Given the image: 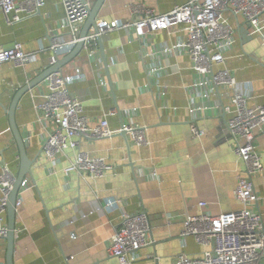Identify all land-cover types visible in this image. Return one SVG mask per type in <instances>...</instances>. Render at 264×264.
<instances>
[{
	"label": "crops",
	"instance_id": "obj_1",
	"mask_svg": "<svg viewBox=\"0 0 264 264\" xmlns=\"http://www.w3.org/2000/svg\"><path fill=\"white\" fill-rule=\"evenodd\" d=\"M186 1L105 0L96 19L122 24L136 17L132 12L135 6L163 13ZM94 2L90 0V5ZM224 15L234 27L245 24L229 10ZM63 20L60 0H44L37 14L11 25L0 14V48L20 42L24 52L32 54L22 67L12 63L0 67V161L14 174L18 152L4 108L20 85L48 65L51 40L70 38ZM246 27L253 39L241 44L236 32L238 42L225 54L224 66L250 90L253 97L247 103L254 107L264 104V43L260 38L264 36V14L259 30ZM183 36L179 28L171 33H146L140 39L131 29L107 31L101 37L107 70L99 53L100 60L93 61L83 50L62 67L68 89L80 98L81 113L89 124L107 115L111 129H119L122 123L144 128L146 145H136L129 134L126 138L115 133L80 139V150L113 165V171L101 178L75 172L65 175L63 168L74 155L71 150L52 162L43 155L34 110L46 92L42 82L20 99L15 121L33 164L25 177L28 188L20 194L21 204L16 208L13 264H118L107 254L106 241L118 225L120 211L139 210L147 215L152 241L137 252L133 264H170L179 254L198 256L204 249L193 238L179 235L183 218L202 210L199 201L206 202L203 210L212 215L241 207L234 190L236 176L243 174L244 167L233 152L225 125L230 91L218 88L209 97L213 109L189 114V103L202 101L196 88L191 92L185 88L198 79L188 54L155 53ZM152 66L161 68L151 74ZM76 70L81 78L75 75ZM160 90L163 96H159ZM191 127L204 130V135L196 138ZM254 136L263 166L262 172L252 177L258 196L254 208L264 226V127L256 129ZM107 200L118 202L108 207ZM5 252L6 241L0 239V264H5Z\"/></svg>",
	"mask_w": 264,
	"mask_h": 264
},
{
	"label": "built area",
	"instance_id": "obj_2",
	"mask_svg": "<svg viewBox=\"0 0 264 264\" xmlns=\"http://www.w3.org/2000/svg\"><path fill=\"white\" fill-rule=\"evenodd\" d=\"M64 9L62 26L70 34L68 40H51L48 50V64L69 52L82 40V50L89 60H100L97 38L111 30L131 29L135 38H143L146 33L179 28L184 36L171 46H160L155 53L170 54L186 51L190 58V68L198 79L186 86L190 92L198 90L202 103L188 105V113L197 115L214 108L209 100L218 88L230 91L229 104L224 108L228 114L226 129L230 136L233 152L243 164L244 172L236 176L234 195L241 204L237 210L212 215L203 210L206 202L199 201L202 210L187 214L182 221L180 237H191L204 249L198 256L179 254L170 264H264V226L261 214L254 208L258 196L254 192L252 177L262 172L261 157L255 145L254 132L264 127V104L248 105L252 93L242 82L236 80L225 65L226 53L238 42L235 27L224 15L226 10L243 20L250 30L257 31L264 14V0H187L163 13L142 5L135 6L136 15L129 22L110 24L103 19H95V28L79 38L80 26L89 14L90 0H60ZM44 5V0H0V14L6 24L11 25L35 15ZM264 43V36H260ZM32 57L24 52L20 42L0 48V67L12 63L22 67ZM160 66L149 67L154 74ZM75 75L81 78L76 70ZM46 92L43 100L34 105L36 125L41 131V151L52 162L59 154L71 150L73 158L64 166L65 175L75 172L80 176L97 179L113 171V165L103 157H92L79 149L81 138H106L120 131L111 129L107 115L95 124L88 123L81 113V100L72 94L61 71L47 75L42 81ZM101 84H104L102 81ZM149 84L145 85L147 89ZM164 92L160 90L159 96ZM111 113V112H110ZM109 113V114H110ZM123 130L131 136L136 145H146L144 128L131 123H122ZM196 138L204 135V130L191 127ZM24 139V138H23ZM25 141V139H24ZM15 180L7 163L0 161V239L7 235L6 203ZM28 188L24 178L19 186L15 207L21 204L20 194ZM118 200H107L108 207L116 206ZM72 237L74 235L72 234ZM150 225L147 215L139 210L134 213L120 211L119 222L106 241V252L118 264H133L137 252L151 243Z\"/></svg>",
	"mask_w": 264,
	"mask_h": 264
},
{
	"label": "water",
	"instance_id": "obj_3",
	"mask_svg": "<svg viewBox=\"0 0 264 264\" xmlns=\"http://www.w3.org/2000/svg\"><path fill=\"white\" fill-rule=\"evenodd\" d=\"M104 1L105 0H95L94 4L90 7L89 14L85 19V21L83 22V25L80 29L79 38L84 37L91 27L94 28V30H96L95 19ZM235 29L241 44H245L253 39V36L249 34V31L247 30L245 24L242 23L236 24ZM96 41L98 45V52L102 60V64L104 65L105 70H107V63L104 55V49H103V43L101 37H98ZM10 45L11 44L4 47H8ZM82 45H83L82 40H79L69 52L58 58L53 64H48L39 74H37L30 80H27L22 85H20L13 92L9 105L6 108H4L8 119L9 129L13 136V140L18 152V170L14 174L15 180L13 182L6 203V223H7L8 232L7 235L4 237V240L6 241L5 264H13L12 254H13V245H14V238L16 232L15 200L17 197V192L21 181L26 177L27 174H30L32 172V164H33V160L29 158L27 154L26 144L23 139L22 133L16 124L15 110L17 108L20 99L30 90L38 86L47 75L56 71H61L64 65L68 64L70 61L74 60L78 55H80L82 50ZM262 66L264 67V64H262ZM109 84L111 86L110 80H109ZM122 128L123 125L121 124L120 131L116 135L126 138L127 132Z\"/></svg>",
	"mask_w": 264,
	"mask_h": 264
}]
</instances>
